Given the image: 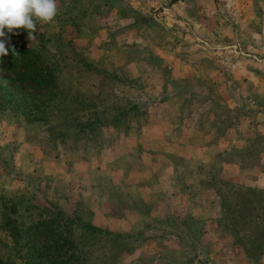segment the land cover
<instances>
[{
    "label": "rangeland",
    "instance_id": "1",
    "mask_svg": "<svg viewBox=\"0 0 264 264\" xmlns=\"http://www.w3.org/2000/svg\"><path fill=\"white\" fill-rule=\"evenodd\" d=\"M57 5L17 29L49 119L0 103L3 263L264 264V0Z\"/></svg>",
    "mask_w": 264,
    "mask_h": 264
},
{
    "label": "trees",
    "instance_id": "2",
    "mask_svg": "<svg viewBox=\"0 0 264 264\" xmlns=\"http://www.w3.org/2000/svg\"><path fill=\"white\" fill-rule=\"evenodd\" d=\"M5 32L10 51L0 58V74L8 76L0 77V103H8L12 107H22L24 104L32 106L29 118L47 121L59 90L56 75L45 65L41 56L18 37L17 29L14 33H7L6 29ZM52 235L53 232L48 233V237ZM55 237L59 244L67 245L66 250L61 249L59 254L68 253L72 249L74 242L68 233H58ZM0 264H4L1 258ZM41 264L51 262L47 260Z\"/></svg>",
    "mask_w": 264,
    "mask_h": 264
},
{
    "label": "clouds",
    "instance_id": "3",
    "mask_svg": "<svg viewBox=\"0 0 264 264\" xmlns=\"http://www.w3.org/2000/svg\"><path fill=\"white\" fill-rule=\"evenodd\" d=\"M57 0H0V58L8 54L6 32L14 33L15 29L28 31L29 39L38 23L51 24L58 15ZM14 52V49H11Z\"/></svg>",
    "mask_w": 264,
    "mask_h": 264
}]
</instances>
